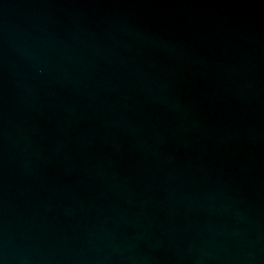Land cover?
Listing matches in <instances>:
<instances>
[{
    "label": "water",
    "instance_id": "obj_1",
    "mask_svg": "<svg viewBox=\"0 0 264 264\" xmlns=\"http://www.w3.org/2000/svg\"><path fill=\"white\" fill-rule=\"evenodd\" d=\"M0 264H264V0H0Z\"/></svg>",
    "mask_w": 264,
    "mask_h": 264
}]
</instances>
